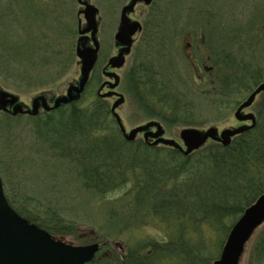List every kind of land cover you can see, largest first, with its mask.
Masks as SVG:
<instances>
[{
	"label": "rangeland",
	"instance_id": "rangeland-1",
	"mask_svg": "<svg viewBox=\"0 0 264 264\" xmlns=\"http://www.w3.org/2000/svg\"><path fill=\"white\" fill-rule=\"evenodd\" d=\"M87 1L99 10L101 51L96 70L100 78L108 60L117 56L115 36L129 0ZM81 10L77 0H0V87L30 108L40 96L48 100L65 96L81 77L76 53L79 23L86 25ZM135 17L143 31L136 37L125 67L114 70L121 79L117 92L125 97L117 113L128 133L156 121L165 130L164 138L183 145L179 137L183 129L215 127L221 133L251 125L239 122L235 113L264 82V0H154L149 7L138 6ZM188 44L190 49L186 48ZM230 58L236 60L240 69L232 68ZM140 65L161 88L173 93L172 107L192 116L179 118L149 105L150 108L138 85ZM245 67L252 68L262 79L257 86L251 84V90L246 79L241 81L244 78L240 71ZM105 80L101 77V83ZM101 83L98 79V84H94L97 97ZM92 97L89 93L82 104L90 103ZM106 102L111 113L114 103L110 99ZM263 105L264 93L244 113L254 114L258 120ZM41 112L42 121L0 112V175L6 198L22 217L37 220L56 239L71 245L99 244V258L115 256L117 264L129 248L147 242L154 247L171 243L186 261L174 258L165 264H213L219 259L238 220L216 221L208 195L188 193L182 188L184 177L178 186L169 184L164 168L151 169L154 173L147 178L140 166L137 174L144 177L138 183L142 192L133 191L137 182L128 175L124 180L131 179L129 183L117 189L111 180H104L102 187L89 186L77 164L66 153L61 154L62 144L69 139H56L55 145L47 141L43 130L46 113ZM112 119L115 121L113 116ZM136 141L145 143L143 135ZM215 144L209 141L204 148ZM128 149L119 150L126 166L141 164L146 157L157 155ZM169 158L161 156L160 160L179 165L180 158ZM151 161L155 159L151 157ZM191 164L187 163L184 176L198 169L196 163L189 167ZM113 179L116 181L117 177ZM189 197L192 200H187ZM186 210H202V214L193 223L184 222L182 212ZM263 234L264 226L248 245L241 264H249L254 243ZM166 254L176 253L168 250Z\"/></svg>",
	"mask_w": 264,
	"mask_h": 264
},
{
	"label": "trees",
	"instance_id": "trees-1",
	"mask_svg": "<svg viewBox=\"0 0 264 264\" xmlns=\"http://www.w3.org/2000/svg\"><path fill=\"white\" fill-rule=\"evenodd\" d=\"M230 60L232 61V68L235 66V69H240L234 58H230ZM240 73H243L244 78L241 81L246 79V85L250 90L249 86L251 84L257 86L262 80L250 67L243 68ZM137 78L143 100L148 106L150 105L161 112L167 111V113L179 118L192 116L190 113L188 114L177 107L171 106V102L175 100L173 93L171 91L167 92L166 88H161L158 82H154V76L145 73L142 65L138 67ZM98 79L99 76L97 71H95L81 100L62 106L52 112H46L45 125H43L44 127L42 126L43 130H46L47 141L53 145H55L56 139H69L67 143L62 144L64 149L61 154L66 153L68 156H65L71 158L77 164L80 168L81 176L89 186L102 187L105 185L104 180H111L112 182L110 183L117 189L131 180H126V178L124 180V177L128 175L127 177H132L137 182L136 189L133 191L142 192L138 183H141L144 177H140L137 174L139 166L144 167V170L142 168L140 170L145 172L147 178H151L148 177L149 174L154 173L151 169L164 168L167 170L165 172L169 174V184L171 182L177 183L178 186L180 178H186L182 188H185L191 194L198 192L199 194L205 193L204 195H208L210 200L213 201L214 215L212 214V217L216 221L228 218L232 222L238 220L244 211L264 194V105L259 112L255 128L234 138L230 146L223 147L220 144H215L209 148L194 152L187 157L169 148L161 150L147 146L145 143L141 145L137 141L133 143L126 142L116 122L112 119L106 100L94 95V87L98 84ZM89 93L93 94L94 97H92L90 103L82 104ZM9 119L14 118L10 116ZM30 119L42 121V116L30 117ZM138 145L142 147H138ZM123 147H128V150L136 149L134 150L136 152L139 150L154 152L157 155H151L155 161H151V157H146L141 164L132 163L126 166L119 155V150L123 149ZM168 153H171L172 157L169 158L167 156ZM116 155L118 157L115 160L113 157ZM161 156L167 160L168 158H173L174 161L180 158V163L176 167L172 163L168 165L169 162L167 160H160ZM189 162H192V164L196 163L198 169H192V175L184 176L186 174L184 169ZM192 164L189 167H192ZM179 166L181 169H178ZM121 170L123 172L120 173ZM116 177L117 180L115 181L113 178ZM235 182L236 185L233 186ZM191 198L193 197H189L187 200ZM11 206L13 207V205ZM155 214L159 215L160 213L157 212ZM201 214L202 210L199 212L190 210L182 212L184 222L190 221V223H193ZM24 218L50 232L49 228L44 227L37 220H33L30 217ZM180 219L181 216L177 221L180 222ZM135 246L129 248L126 255L121 254L124 259L120 264H165L173 262L174 258L178 259V261L180 260L179 262L184 258L179 249L173 244L171 245V243L164 246H156L159 250L151 242ZM152 249L153 251H151ZM168 250H172L176 254L173 256L167 255ZM117 262L115 256L100 259L99 255H97L91 264H117ZM249 264H264V234L259 240L255 241Z\"/></svg>",
	"mask_w": 264,
	"mask_h": 264
},
{
	"label": "water",
	"instance_id": "water-1",
	"mask_svg": "<svg viewBox=\"0 0 264 264\" xmlns=\"http://www.w3.org/2000/svg\"><path fill=\"white\" fill-rule=\"evenodd\" d=\"M83 7L80 15L84 16L86 25L79 23V35L76 53L80 59L81 77L76 85L69 87L65 96L52 100L50 106L46 96H40L33 100L31 108L19 103L16 95L4 91L0 87V112L16 116H38L41 108L46 111H54L62 106L77 102L81 99L89 83L90 77L96 63L100 50L98 40L99 33V10L87 0H77ZM142 0H132L125 6L121 13L118 32L115 36L116 45L122 47L117 56L112 57L106 67L113 70H121L125 67L126 57L131 54L135 43L134 36L143 31L139 21H132L129 14L133 13L137 4ZM146 6L152 4V0H144ZM90 41L92 46H87ZM114 83L107 82L99 90V97L111 99L117 97V101L111 107V115L124 137L133 143L138 136L143 135L144 142L152 147H167L181 152L184 156H190L196 151L204 148L209 141L218 143L223 147L231 145L234 138L255 128L257 118L254 114H245L256 101L257 97L264 93V82H262L244 101L235 113L239 122H251L239 128H231L221 133L215 127L208 130L196 128L183 129L179 133L183 145L178 142L164 138L165 130L159 122L151 121L146 125L127 132L117 110L125 103V97L116 92L120 85V76L116 72L106 74ZM108 86L110 91H102ZM155 130V132L153 131ZM264 226V194L260 196L250 207H248L240 219L233 226L221 256L213 264H241L248 245L256 233ZM99 244L87 246H74L63 242L50 235L47 231L31 224L20 216L9 204L5 193L3 181L0 175V264H90L100 252Z\"/></svg>",
	"mask_w": 264,
	"mask_h": 264
},
{
	"label": "flooded vegetation",
	"instance_id": "flooded-vegetation-1",
	"mask_svg": "<svg viewBox=\"0 0 264 264\" xmlns=\"http://www.w3.org/2000/svg\"><path fill=\"white\" fill-rule=\"evenodd\" d=\"M132 0H129V3L131 2ZM154 2V0H152V3ZM128 3V4H129ZM127 4V5H128ZM140 5H145L144 4V0H142V1H140L138 4H137V6H136V9H135V11L133 12V13H131V14H129V17H130V19L132 20V21H136V14H137V8H138V6H140ZM152 5V4H151ZM138 35H136V36H134V40L136 39V37H137ZM92 44H91V42L90 41H88L87 42V46H91ZM115 46H116V49H117V55H118V53L120 52V50L122 49V47H118L117 45H116V43H115ZM134 46V45H133ZM186 48H191V44H188L187 46H186ZM100 51H101V46H100V50H99V54H98V61H97V64H96V66H95V69H94V71L92 72V74L95 72V71H97L96 69H97V65H98V62H99V59H100ZM113 57H115V56H113ZM111 59V58H110ZM109 59V60H110ZM109 60H108V62H107V64L105 65V67L102 69V71H101V77H104V78H106V80L105 81H103L102 83H101V77L99 78V82L101 83L100 84V86H99V90H100V88H101V86L103 85V84H105V83H107V82H111V83H114V79H109L108 77H107V73H110V72H115L113 69H111V68H108L107 70H106V67H107V65H108V63H109ZM119 72V71H118ZM92 74H91V77H90V80H89V82L91 81V79H92ZM120 84H121V80H120ZM119 88V87H118ZM118 88L116 89V92H117V90H118ZM110 91V89H109V87L108 86H106L105 87V89L103 90V92H109ZM103 94V93H102ZM118 98L117 97H114V98H112V99H110V100H112L113 101V103L117 100ZM48 102L50 103V106H52L53 104L51 103L52 102V100H48ZM42 111V110H41Z\"/></svg>",
	"mask_w": 264,
	"mask_h": 264
},
{
	"label": "bare ground",
	"instance_id": "bare-ground-1",
	"mask_svg": "<svg viewBox=\"0 0 264 264\" xmlns=\"http://www.w3.org/2000/svg\"><path fill=\"white\" fill-rule=\"evenodd\" d=\"M146 144V143H145ZM147 146H150V145H148V144H146Z\"/></svg>",
	"mask_w": 264,
	"mask_h": 264
}]
</instances>
